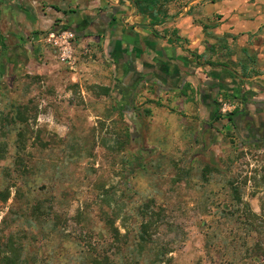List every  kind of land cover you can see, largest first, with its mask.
<instances>
[{
    "label": "rangeland",
    "instance_id": "obj_1",
    "mask_svg": "<svg viewBox=\"0 0 264 264\" xmlns=\"http://www.w3.org/2000/svg\"><path fill=\"white\" fill-rule=\"evenodd\" d=\"M8 51L0 46V244H19L27 264H90L97 253L112 264H264V153L234 149L220 171L147 152L112 113H79L61 137L53 65L39 68V50H13L11 61Z\"/></svg>",
    "mask_w": 264,
    "mask_h": 264
},
{
    "label": "crops",
    "instance_id": "obj_2",
    "mask_svg": "<svg viewBox=\"0 0 264 264\" xmlns=\"http://www.w3.org/2000/svg\"><path fill=\"white\" fill-rule=\"evenodd\" d=\"M61 30L68 62L47 41ZM0 46L53 65L61 137L79 113H112L147 152L220 171L234 149L264 153V0H0ZM221 96L235 102L226 116Z\"/></svg>",
    "mask_w": 264,
    "mask_h": 264
},
{
    "label": "built area",
    "instance_id": "obj_3",
    "mask_svg": "<svg viewBox=\"0 0 264 264\" xmlns=\"http://www.w3.org/2000/svg\"><path fill=\"white\" fill-rule=\"evenodd\" d=\"M74 34L68 30H61L57 33L50 32L47 35V41L57 48L58 58L62 62H68L73 57L71 40ZM219 112L226 116L228 112L234 109L235 102L227 97L221 96L218 99Z\"/></svg>",
    "mask_w": 264,
    "mask_h": 264
},
{
    "label": "trees",
    "instance_id": "obj_4",
    "mask_svg": "<svg viewBox=\"0 0 264 264\" xmlns=\"http://www.w3.org/2000/svg\"><path fill=\"white\" fill-rule=\"evenodd\" d=\"M17 114V112H16ZM10 195L9 189H5L2 193V199L6 200ZM142 228V226L140 227ZM141 229H140V233H141ZM0 248H2L3 246L6 247H12L11 250H5L4 252L1 251L0 249V264H27V260L25 259V256H23L19 251V244L16 245L13 241H9L7 244H0ZM31 264H34V262H32ZM90 264H112V262H110V260L108 259L107 255L105 254H93L90 258Z\"/></svg>",
    "mask_w": 264,
    "mask_h": 264
}]
</instances>
